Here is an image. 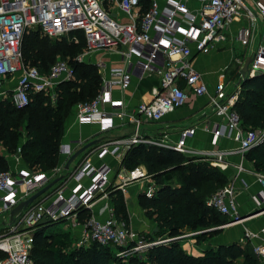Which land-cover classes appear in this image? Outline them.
Masks as SVG:
<instances>
[{"label": "built area", "instance_id": "obj_1", "mask_svg": "<svg viewBox=\"0 0 264 264\" xmlns=\"http://www.w3.org/2000/svg\"><path fill=\"white\" fill-rule=\"evenodd\" d=\"M150 1L148 10L140 16V0H0V96L7 98L8 90L3 84L16 77L15 85L10 88V100L15 108L27 106L32 93L42 92L54 100L56 86L72 79L73 68L60 58L45 74L34 66H27L21 50L23 37L28 30L38 29L50 39L71 34L72 41L77 42L75 32H81L86 48L77 56V61L100 51L117 54L123 66L108 68L102 60H97L102 82L100 91L92 100L76 104L71 112L79 124L97 128L91 137L111 133L120 127L127 130L122 137H101L85 152L82 162L75 166L71 164L68 171L64 164L47 171H0V264H33L30 257L33 230L42 217L51 221L66 219L75 229L80 227L81 242L125 247L119 254H141L148 247L176 239L157 238L148 242L144 234L116 219L111 206L104 217L91 215L84 224L78 222L77 212L82 208L92 212L97 200L108 198L106 189L111 184L123 193L124 198L128 186L136 182L142 184L141 191L147 197L154 194L157 185L143 165L129 171L120 169L127 150L139 144L225 163L232 150L198 151L188 147L187 141L198 127L196 123L177 127L175 138L171 137L169 126L160 131L154 128L164 116L182 107L190 96L208 94L203 74L192 63L195 55L222 48L230 57L214 92L208 95L206 108L199 115L212 114L220 119L210 130L212 144L228 138L237 145L236 151L244 154L264 139V130L243 129L241 119L233 109L240 83L244 80L240 70L254 37L252 30L258 26L264 31V0H256L253 4L246 0H194L199 5L195 9H190L186 0H166L163 8L156 0ZM110 9L121 13L125 20H120ZM242 20L248 25L232 31L233 23ZM250 57L247 75L250 77L254 68L264 72V45H259ZM232 64L236 66L235 75L227 78L226 71ZM150 74H156L159 79L151 90L149 101L127 107L123 100L113 98L115 89L122 91L134 78ZM203 128L209 129L205 125ZM83 145L81 139L66 144L61 142L59 154L64 153L67 161ZM107 157H111V162L119 163L116 172L110 162L104 161ZM236 169L238 172L244 170L241 165ZM255 175L264 188V173ZM60 176L64 177L53 186L55 189L49 195L45 196L47 191L10 219L9 212L13 207ZM237 194L238 188L227 182L206 203L226 216L229 222H238L241 216L237 209ZM259 197L254 198L257 204L264 202L262 192ZM262 232L264 235V228ZM244 235L248 239L258 237L247 229ZM253 252L259 264H264V239L253 245Z\"/></svg>", "mask_w": 264, "mask_h": 264}, {"label": "trees", "instance_id": "obj_2", "mask_svg": "<svg viewBox=\"0 0 264 264\" xmlns=\"http://www.w3.org/2000/svg\"><path fill=\"white\" fill-rule=\"evenodd\" d=\"M150 4V0H140V16ZM75 34L79 38L77 42L51 41L38 29L25 33L22 54L27 66H34L45 74L57 58L66 60L71 54L69 63L74 72L72 79L56 86L54 100L42 92L32 93L28 105L17 109L9 98L0 96V171L10 169L8 157L13 155H17L28 170L54 168L58 163L67 116L76 104L88 102L99 93L102 82L97 67L76 60L86 44L81 32ZM233 109L238 113L243 129L264 130V72L240 83V93ZM244 158L255 171L264 173V139L246 151ZM139 165L146 168L157 185L151 197L143 192L137 197L146 217L157 228L153 238L145 236L148 242L155 236L175 238L188 227L194 231L205 230L225 222L221 214L206 203L218 188L227 183L220 168L203 158L187 157L170 149L144 144L127 150L120 169L129 171ZM106 193L114 216L128 227L123 193L113 184L107 187ZM91 215L90 209L82 208L77 212V220L84 224ZM65 222L66 219H61L34 227L30 251L33 264H259L249 241L244 245L233 243L210 247L198 256L186 252L179 240L148 247L141 254L126 253L124 256L116 253L121 247L102 246L96 242L86 248H73L71 232H48L53 226ZM214 233L216 231L201 232L196 238L206 240Z\"/></svg>", "mask_w": 264, "mask_h": 264}, {"label": "crops", "instance_id": "obj_3", "mask_svg": "<svg viewBox=\"0 0 264 264\" xmlns=\"http://www.w3.org/2000/svg\"><path fill=\"white\" fill-rule=\"evenodd\" d=\"M165 1L166 0H156L160 8L164 7ZM246 1L249 4H253L256 0ZM186 2L190 9H195L199 6L194 0H186ZM110 11L115 13L120 20H125L121 13H117L113 9ZM247 25V22L242 20V22H234L231 29L232 31H235V29L240 26ZM252 32L254 33V37L251 41L249 49L245 52V60L250 58L251 54L255 52L259 45H264L263 29L255 26ZM236 48H238V46H236ZM220 50L226 51L227 55L215 62L212 57V53ZM97 57H100V60H102L108 68H121L123 66V62L117 54L107 52L104 54L99 53ZM229 59L230 57L228 51L222 48L214 49L203 55H195L192 63L196 69L203 74V78L208 85V94L201 97L190 96L182 107L177 109L175 112L164 116L161 122L157 123L154 127L156 130L160 131L163 130L162 128L169 126L168 131H170L171 137L175 138L177 135V127L184 124L193 125L196 123L198 127L196 128L195 134L187 141L189 148L198 151L232 150V153H229L226 156L224 161L225 163H218V167L224 173L226 181L233 183L238 188L236 202L241 220L238 222H229V219L221 214V216L225 219L224 223L212 226L205 230H195L196 232L191 233L190 236L185 238L181 237L182 239L179 241L181 242L182 247L186 252L195 256L201 255L205 249L210 247L214 248L219 245H230L233 243L244 245L246 241H249L253 246L256 243L261 242V239H264V235L262 234V229L264 228V202L257 204V201H255V199L260 198L259 194L261 192L264 194V188L256 180L255 174L257 171H255L252 164L244 158V154L236 151L237 145L231 139L221 138L218 140L217 144H212V134L210 130L216 122L220 121L217 116L212 114H208L206 117L199 116L206 108V104L209 99L208 95H211L214 92L216 82L221 78L223 68L229 64ZM158 79L159 78L156 74L145 75L139 79L134 78L126 89L122 91L115 89L112 93L113 98L123 100L127 107H133L141 101L147 102L151 98L152 88L158 84ZM15 83L16 77L9 78L4 82L3 87L7 90L8 87H13ZM203 125L207 126L209 129L206 130L203 128ZM96 130V127L79 124L75 120L74 114L70 112V117H68L65 121L62 142L66 144L71 140L81 139L85 144L91 140L97 139H93V137H91ZM126 133V128L120 127L116 129L115 133H113L114 136L110 133L109 137H122ZM65 163V154H59L57 165H65ZM237 165H241L244 170L238 172L236 169ZM9 166L12 171L27 169L26 165L20 158L18 160L15 159L14 161H10ZM71 166H73V164ZM244 186L246 188H243ZM139 189H142L141 183L140 185L138 183H134L127 188L128 192L125 195V202L129 203L127 204L129 219L128 227L138 233L149 235L153 238L152 234L154 233L155 224L152 220L146 217L144 210L141 209L138 204L137 193L140 191ZM101 201L102 202L97 201L93 206L92 215L96 218L104 217L108 212V206H110L108 198H106V200L103 198ZM245 229L256 233L258 237L253 239L246 238L244 235ZM205 231H216V233L207 237L206 240H203V238H196L198 234ZM154 238L157 239L158 237L155 236Z\"/></svg>", "mask_w": 264, "mask_h": 264}, {"label": "rangeland", "instance_id": "obj_4", "mask_svg": "<svg viewBox=\"0 0 264 264\" xmlns=\"http://www.w3.org/2000/svg\"><path fill=\"white\" fill-rule=\"evenodd\" d=\"M111 10V9H110ZM43 36V35H42ZM76 37H77V39H79L78 38V35L76 34ZM23 40H24V38H23ZM57 40H67L68 42H70V41H72V35L70 34V35H67V36H63V37H60L59 39H57V38H55V39H51V41H57ZM23 43V42H22ZM22 48H23V45L21 44V50H22ZM236 48V47H235ZM85 51V50H84ZM84 51L82 52V53H84ZM239 52V49L238 48H236V53H238ZM23 53V52H22ZM99 53H102V54H104L103 52H100V51H97L95 54L93 53V54H91V55H86L83 59H82V61H81V63H83V64H85V65H95L96 67H97V69H98V71H99V67L97 66V64L95 63V61H97V60H99L100 59V57L98 58L97 56H98V54ZM227 52L226 51H223V50H220V51H215V52H213L212 53V57L214 58V61L216 62L217 60H219V59H222V57H226V54ZM81 54V53H80ZM97 54V55H96ZM79 55V54H78ZM77 55V56H78ZM22 57H23V54H22ZM71 58V54L70 55H68L67 56V58H66V60L65 61H67L68 63H69V59ZM77 58V57H76ZM251 58V57H250ZM77 60V59H76ZM248 60L249 59H246V60H244V62H245V64H244V66L246 65V63L248 62ZM79 62V61H78ZM70 64V63H69ZM30 65V64H29ZM71 65V64H70ZM235 70H236V66H235V64L233 65H231L230 67H229V69L226 71V77L227 78H232L234 75H235ZM10 88H12V87H8V94H6V96H7V98H9L10 99V95H11V89ZM2 97H4V96H2ZM68 117H70V114L67 116V118L66 119H68ZM116 131V130H115ZM115 131H113V132H111L112 133V135H113V133H115ZM106 136H110V133H104V134H98V135H96L95 137H93V139L94 138H97V139H100L101 137H106ZM114 136V135H113ZM0 150H1V148H0ZM86 152V151H85ZM85 152L84 153H82V154H80L78 157H76V159L73 161V165H77V164H79L80 162H82V160H83V158H84V156H85ZM16 157H18L17 155H13V156H9L8 157V161L10 162V161H14L15 159H16ZM194 158H198L199 156H197V157H195V156H193ZM19 158V157H18ZM199 158H203V157H199ZM203 159H205V158H203ZM104 161H106V163H108V162H110L111 163V167H112V169L116 172L117 170H118V168H119V163L118 162H115V161H112L111 162V157H107ZM206 162H209V163H211L213 166H215V167H217V168H219L218 167V163H214L210 158H207L206 160H205ZM10 167V166H9ZM136 183H138L139 185H140V182H136ZM145 183V182H144ZM138 186V185H137ZM53 188L54 187H52V188H50L49 190H48V193L49 192H51L52 190H53ZM140 190V189H139ZM142 191L140 190L138 193H137V197H138V195L141 193ZM105 200H106V198H104ZM101 200H103V198H101V199H99V200H97L98 202L100 201V202H102ZM108 202H109V200H108ZM109 204H110V202H109ZM127 204H129V203H126V205ZM140 206V205H139ZM140 208L142 209V207L140 206ZM189 228V227H188ZM76 230V231H74V230ZM80 230H81V228L80 227H78V228H74L71 224H69V222H65V223H60V224H57V225H55V226H53L51 229H50V231L48 230V232H66V231H69V232H71L72 233V240H71V246L73 247V248H78V247H88V246H90L91 245V243H92V241H86V242H81V240H80V236H79V233H80ZM193 232H196V231H194V230H192V229H183V231L181 232V234L178 236L177 235V237H176V241H178V240H180V239H182L181 237H183V238H185V237H187V236H190V234L191 233H193ZM145 236H149V235H145ZM178 237H180V238H178ZM167 238V237H166ZM156 239V238H155ZM124 248L125 247H121L120 249H118V250H116V253L118 254V256H124L123 254H119V253H122V252H124ZM123 250V251H122Z\"/></svg>", "mask_w": 264, "mask_h": 264}, {"label": "water", "instance_id": "obj_5", "mask_svg": "<svg viewBox=\"0 0 264 264\" xmlns=\"http://www.w3.org/2000/svg\"><path fill=\"white\" fill-rule=\"evenodd\" d=\"M249 61L246 63V65L240 70L241 75L243 76L244 79L248 78L249 76L247 75V66H248ZM263 71L261 69H256L254 68L251 71L250 77L251 76H255L258 75L260 73H262ZM99 141V139H94L91 140L87 143H85L82 147H80L78 150H76L66 161L64 168L65 170H69L70 169V165L73 163V161L76 159V157H78L80 154L84 153L85 151H87L89 148H91L92 146H94L95 144H97V142ZM64 176H60L57 177L55 179H53L52 181H50L47 185H45L43 188L37 190L35 193H33L29 198H27L26 200L20 201L15 207H13L9 214H10V219L12 220L14 218L15 215H18L19 213H21L23 210H25L31 203H33L36 199H38L41 195H43L44 193H46L50 188H52L60 179H62ZM51 223V220L49 218L46 217H42L37 225H42V224H49ZM157 231V228H154V232Z\"/></svg>", "mask_w": 264, "mask_h": 264}]
</instances>
